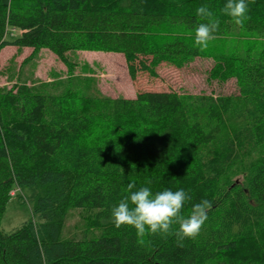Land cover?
Returning <instances> with one entry per match:
<instances>
[{
    "label": "trees",
    "instance_id": "trees-1",
    "mask_svg": "<svg viewBox=\"0 0 264 264\" xmlns=\"http://www.w3.org/2000/svg\"><path fill=\"white\" fill-rule=\"evenodd\" d=\"M225 3L0 0V51L45 48L70 70V52H117L132 80L207 55L194 44L207 22L200 5L219 20L215 39L251 38L239 52L214 53L211 75L235 77L237 94L0 92V223L14 185L36 190L30 217L0 228V264H264V0H248L243 26L221 13ZM129 182L133 191L183 188L185 216L210 200L199 235L179 246L174 234L115 227L111 207ZM70 210L90 232L63 235Z\"/></svg>",
    "mask_w": 264,
    "mask_h": 264
},
{
    "label": "rangeland",
    "instance_id": "rangeland-1",
    "mask_svg": "<svg viewBox=\"0 0 264 264\" xmlns=\"http://www.w3.org/2000/svg\"><path fill=\"white\" fill-rule=\"evenodd\" d=\"M250 36L238 34L225 39L211 40L207 55L180 65L162 62L156 75L139 72L132 80L123 54L105 50H78L68 53L73 68L68 69L48 49L34 51L30 47L7 45L0 51V92L26 90L30 92L65 93L86 91L91 95L123 96L132 98L142 91H177L179 93L237 94V79L222 80L211 75L215 54L239 52L250 41ZM230 64H226L228 68ZM6 202L0 228L11 231L31 215L34 186L17 187ZM90 230L85 228L77 210L65 216L63 235L79 238Z\"/></svg>",
    "mask_w": 264,
    "mask_h": 264
},
{
    "label": "clouds",
    "instance_id": "clouds-1",
    "mask_svg": "<svg viewBox=\"0 0 264 264\" xmlns=\"http://www.w3.org/2000/svg\"><path fill=\"white\" fill-rule=\"evenodd\" d=\"M249 9L248 0H226L221 13L232 18L234 23L243 26L247 19ZM196 14L206 23H199L194 29V44L201 50L208 47L215 33L219 30V20L207 5L196 8ZM150 183V181H149ZM136 188L135 182L127 185L128 195L118 204L111 207V218L115 227L131 226L138 236L149 235H175L179 246L185 238L194 239L201 231L207 220V213L212 202L202 199L192 205L190 213L185 216L182 209L191 197L183 188L176 191L164 189L153 193L149 187ZM173 225H177L176 229Z\"/></svg>",
    "mask_w": 264,
    "mask_h": 264
},
{
    "label": "built area",
    "instance_id": "built-area-1",
    "mask_svg": "<svg viewBox=\"0 0 264 264\" xmlns=\"http://www.w3.org/2000/svg\"><path fill=\"white\" fill-rule=\"evenodd\" d=\"M15 189H12L11 191H10V195L12 196V195H14L15 194Z\"/></svg>",
    "mask_w": 264,
    "mask_h": 264
}]
</instances>
